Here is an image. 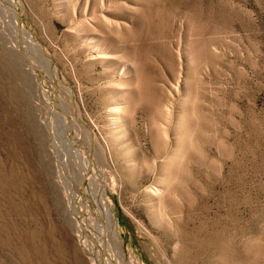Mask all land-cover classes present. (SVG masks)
I'll use <instances>...</instances> for the list:
<instances>
[{"label": "rangeland", "instance_id": "obj_1", "mask_svg": "<svg viewBox=\"0 0 264 264\" xmlns=\"http://www.w3.org/2000/svg\"><path fill=\"white\" fill-rule=\"evenodd\" d=\"M23 2L0 0V264H101L102 200L114 264H264V0Z\"/></svg>", "mask_w": 264, "mask_h": 264}, {"label": "bare ground", "instance_id": "obj_2", "mask_svg": "<svg viewBox=\"0 0 264 264\" xmlns=\"http://www.w3.org/2000/svg\"><path fill=\"white\" fill-rule=\"evenodd\" d=\"M10 2H12V0H9ZM19 8V7H18ZM17 14V18H18V16H21V15H23L24 14V10H21V11H19L18 13H16ZM16 17V16H15ZM12 29H13V31L16 33V34H18V31H22V32H25V30L24 29H22L18 24H17V22H14L13 23V25H12ZM21 33V32H20ZM21 36V35H20ZM23 49V48H22ZM25 51V50H24ZM26 54V53H25ZM24 54V55H25ZM68 119V118H67ZM71 119V118H70ZM72 121V120H71ZM65 123H67V121H65ZM69 126V125H68ZM69 131V130H68ZM69 134V133H68ZM68 136V135H67ZM79 137V136H78ZM78 139V138H77ZM78 140H80V139H78ZM70 141V140H69ZM81 142H83L82 140H80ZM73 142V141H72ZM65 144H66V146L67 147H71V145L68 143V141H66L65 142ZM83 144L84 145H86L84 142H83ZM74 146V145H73ZM85 149H86V146H85ZM86 151V153H87V156H88V161H90L91 162V171H92V168H93V163H92V159H91V157H90V155H88V152H87V149L85 150ZM82 156V155H81ZM83 159V158H82ZM90 159V160H89ZM84 172H85V174L83 175L84 177L86 176V173L88 172V164L86 165V168L84 169ZM91 173V172H90ZM92 175H96L95 173H92ZM88 177L89 176H87V179H86V181H85V183H84V188H85V186L86 185H88V182L90 183V181L91 180H89L88 179ZM93 177L94 176H92V179H93ZM86 184V185H85ZM85 190H86V188H85ZM90 194V190L88 189V190H86L85 191V195L87 196V195H89ZM101 203H102V208L104 209V211L106 212V215H107V219L109 220V224H111V226H110V231H105V230H103L102 228H101V230H102V237L100 238V243H102L101 245H102V247L100 246L99 247V250H100V257H102L101 258V264H114L113 263V261L111 260V259H106V253L105 252H107V250L109 251V250H111L113 247L115 248V250H119L120 251V246H121V242H120V236L118 235V233H117V231L115 230V228H116V226H117V222H115V220H116V216L114 215V213H113V211L110 209V208H107V205L105 204V201L104 200H102V201H100ZM92 208H95L94 207V204H93V201H89V200H87V203H85V205H84V212H88L89 210H91ZM94 210V209H93ZM90 212V211H89ZM88 214V213H87ZM90 214V213H89ZM91 214H92V212H91ZM101 215V217L103 216V214L101 213L100 214ZM83 218V217H82ZM100 220H102L100 217L99 218H97V220L96 221H98V223H100L101 221ZM86 220L84 219H80L79 220V222L78 223H80V227H81V229L82 230H84V231H86V227L84 226V222H85ZM95 223V222H94ZM87 224V223H86ZM80 231V230H79ZM83 232V231H82ZM87 233V232H86ZM83 235V234H82ZM88 235V234H87ZM86 235V236H87ZM89 236V235H88ZM80 237H81V235H80ZM91 237V236H90ZM97 237H98V235H97ZM102 239V240H101ZM97 244V243H96ZM113 246V247H112ZM112 247V248H111ZM111 248V249H110ZM113 252V251H112ZM95 259V258H94ZM93 259V260H94ZM92 260V261H93ZM95 261V260H94ZM99 262V261H98ZM115 264H117V263H115Z\"/></svg>", "mask_w": 264, "mask_h": 264}, {"label": "water", "instance_id": "obj_3", "mask_svg": "<svg viewBox=\"0 0 264 264\" xmlns=\"http://www.w3.org/2000/svg\"><path fill=\"white\" fill-rule=\"evenodd\" d=\"M21 1V3L23 4V6H24V2H23V0H20ZM33 68H35L36 70H38L37 69V67L36 66H33ZM41 74V73H40ZM54 105H55V107L59 110V112H60V114L63 116V117H66V118H68V120H69V131H70V136H69V138H70V140L71 141H73V143L74 142H77L78 143V146L81 148V149H83V150H86L85 149V145L83 144V142H81L80 140H78L77 138H76V136L74 135V124H73V122L71 121V119L69 118V116L60 108V106H59V102H58V95L56 94L55 95V98H54ZM75 145V144H74ZM90 160V159H89ZM91 162L89 161V168H88V172L86 173V176L84 177V179H83V184H82V192L83 193H85V188H84V183H85V181H86V179H87V176H88V174L91 172Z\"/></svg>", "mask_w": 264, "mask_h": 264}]
</instances>
